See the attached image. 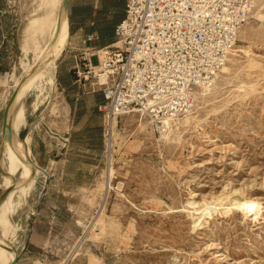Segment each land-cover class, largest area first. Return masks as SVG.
I'll return each mask as SVG.
<instances>
[{
  "label": "rangeland",
  "instance_id": "1",
  "mask_svg": "<svg viewBox=\"0 0 264 264\" xmlns=\"http://www.w3.org/2000/svg\"><path fill=\"white\" fill-rule=\"evenodd\" d=\"M38 4L0 0V155L5 107L23 75L24 30ZM72 19L68 6L70 35ZM243 29L227 72L199 106V125L180 129L178 141L141 131L130 113L116 119L109 156L97 114L102 148L92 136L79 138L77 153L64 159L67 150L58 151L45 125L56 114L55 89L44 86L40 99L32 90L19 137L33 128L39 173L25 199L13 197L19 207L9 215L8 264H264V0H252ZM49 160L65 162L55 169ZM232 201L248 203L249 213Z\"/></svg>",
  "mask_w": 264,
  "mask_h": 264
},
{
  "label": "built area",
  "instance_id": "2",
  "mask_svg": "<svg viewBox=\"0 0 264 264\" xmlns=\"http://www.w3.org/2000/svg\"><path fill=\"white\" fill-rule=\"evenodd\" d=\"M251 11L252 0H125L111 46L93 52L88 45L95 38L82 40L76 83L102 94L96 111L106 130L138 112L163 133L165 122L192 112L194 91L208 87L226 64ZM56 137L65 151L69 141Z\"/></svg>",
  "mask_w": 264,
  "mask_h": 264
},
{
  "label": "bare ground",
  "instance_id": "3",
  "mask_svg": "<svg viewBox=\"0 0 264 264\" xmlns=\"http://www.w3.org/2000/svg\"><path fill=\"white\" fill-rule=\"evenodd\" d=\"M255 1L258 2V0ZM68 3V0H39L37 10L34 12L36 15L27 21L28 23L24 30L23 45L25 53L19 62L23 69V75L21 79L15 81L13 99L3 121L0 162L1 165H3L4 160H7V166L3 170L1 185L3 186V190L7 188H12V190L7 198L0 203V264H8L9 261L13 259V250L11 251L12 245L6 239L10 231L13 232L14 229L9 221V215L14 213L19 207V203L14 204L15 201L13 203V197L18 193L20 195L19 198L25 199L28 191L33 187L35 176L39 173L38 169L28 160V156H30L31 153L27 145L29 139L20 140L17 136L19 131L26 125L23 101L32 90H38L39 95L37 97L39 98V96H44L42 95L44 86H48L51 89L54 87L53 74L56 68V60L61 56L69 39ZM248 20L246 24H248ZM243 28L237 35V39L239 40L242 39L244 34ZM234 53H236V50L233 48V50L229 52L228 57L232 56ZM244 53L246 54V52ZM227 70V66L224 65L208 87L196 89L194 91L195 105L192 112L185 117L165 122L166 130L163 133H159L160 139L165 142L178 141L180 139V129L199 125L201 120L198 118V113H200L199 106H203L209 102V95L212 90L215 89L218 80ZM49 94L47 98L50 97ZM133 114L135 115L130 118V122H135L136 126L141 131L146 130L148 127L154 130L148 116L138 112H133ZM122 116L124 117V115H121V117ZM7 127H10L12 131L11 140L8 139L6 135ZM107 132L105 148L110 156L113 146L111 138L116 134V119L113 120L112 126ZM107 168L103 187L105 189H110L113 168L111 165ZM17 174H19V177L17 180H14L13 177ZM233 205H235V207L237 206L239 211L241 210L244 214L249 213L251 209L246 202L241 203L234 201ZM208 208L209 206L203 205L201 209L202 211H206Z\"/></svg>",
  "mask_w": 264,
  "mask_h": 264
},
{
  "label": "crops",
  "instance_id": "4",
  "mask_svg": "<svg viewBox=\"0 0 264 264\" xmlns=\"http://www.w3.org/2000/svg\"><path fill=\"white\" fill-rule=\"evenodd\" d=\"M68 1L73 18L71 21L72 32L71 35L69 33L68 43L56 63L53 74V90H55L52 91L56 93V98L58 99L56 114L50 116L48 122L45 124L50 130L55 132L56 136L66 138L69 141L67 151L61 154V157L64 159L66 157H68L67 159H71L77 153L74 145L79 138L86 142L92 136L99 143V149L102 148V122L96 111L97 106L103 101L102 94L100 92H92L87 87L82 88L76 83L73 72L75 65L74 57L76 54H80L85 50L82 46V40L89 35L95 38L88 45L90 49L94 50L93 52L111 46L114 42L115 27L122 20L125 8V0ZM64 53H68V62L65 60L67 58H63ZM93 55L96 54L93 53ZM91 61L94 66L97 64L95 56L92 57ZM32 130L33 128H31L30 133L25 134L23 140L29 139L27 145L31 153L28 156V160L38 168V160L34 155L35 146L33 144ZM19 133L17 136L20 139ZM86 153L90 152H85V155H88ZM58 155L52 153L51 157L55 159ZM49 162L50 165L54 163L56 169L60 165H64L65 161L58 163L59 161L53 162L49 160ZM41 172L46 174L48 173V169H45L43 166Z\"/></svg>",
  "mask_w": 264,
  "mask_h": 264
},
{
  "label": "water",
  "instance_id": "5",
  "mask_svg": "<svg viewBox=\"0 0 264 264\" xmlns=\"http://www.w3.org/2000/svg\"><path fill=\"white\" fill-rule=\"evenodd\" d=\"M68 6H69V4H68ZM13 94H12V96L10 97L9 101L6 104L5 111H4V114H3V120L5 119L6 114H7V111L9 109L10 105H11V102H12V99H13ZM6 135H7L8 139L11 140L12 131H11V128L10 127H7V129H6ZM11 190H12V188H7V189H5V190H3L1 192V194H0V203L3 202L7 198L8 194L11 192ZM10 264H15V259Z\"/></svg>",
  "mask_w": 264,
  "mask_h": 264
}]
</instances>
